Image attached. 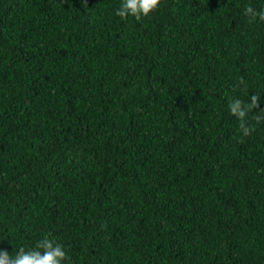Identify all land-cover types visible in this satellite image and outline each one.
<instances>
[{"label":"trees","instance_id":"1","mask_svg":"<svg viewBox=\"0 0 264 264\" xmlns=\"http://www.w3.org/2000/svg\"><path fill=\"white\" fill-rule=\"evenodd\" d=\"M121 2L0 0V250L264 264V0Z\"/></svg>","mask_w":264,"mask_h":264},{"label":"clouds","instance_id":"2","mask_svg":"<svg viewBox=\"0 0 264 264\" xmlns=\"http://www.w3.org/2000/svg\"><path fill=\"white\" fill-rule=\"evenodd\" d=\"M160 3L161 0H122L116 15L121 19L132 16L139 21L157 10ZM244 15L249 23L257 19L264 21V8L258 11L249 6L245 9ZM239 83H243V80L241 79ZM259 100V97L252 95L247 103L240 99H233L228 105L230 114L239 122L243 136H248L254 131V127L247 124V117L253 109L259 108ZM259 111L260 115L254 117L257 122L264 120V109ZM0 264H71V258L61 244L46 234L36 242L34 247L29 249L21 247L15 254L0 250Z\"/></svg>","mask_w":264,"mask_h":264}]
</instances>
